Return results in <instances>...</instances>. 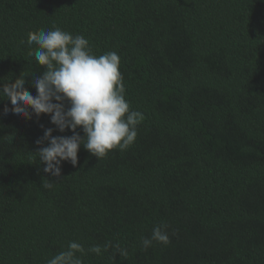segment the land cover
Here are the masks:
<instances>
[{
    "label": "trees",
    "instance_id": "16d2710c",
    "mask_svg": "<svg viewBox=\"0 0 264 264\" xmlns=\"http://www.w3.org/2000/svg\"><path fill=\"white\" fill-rule=\"evenodd\" d=\"M53 25L119 55L144 120L127 150L81 145L53 177L36 141L72 131L0 99V264H47L71 241L83 264H264V0H0V87L23 74L37 94L27 34ZM161 224L171 242L144 250Z\"/></svg>",
    "mask_w": 264,
    "mask_h": 264
},
{
    "label": "clouds",
    "instance_id": "9594fccd",
    "mask_svg": "<svg viewBox=\"0 0 264 264\" xmlns=\"http://www.w3.org/2000/svg\"><path fill=\"white\" fill-rule=\"evenodd\" d=\"M27 43L37 46L29 55L45 68L31 82L37 94L33 96L27 90L29 81L21 74L14 82L3 83L0 99L7 98L12 105L11 109L5 106V114L11 111L28 120L33 115L46 114L59 132L72 131L71 136H53V129L47 128L36 141L38 145L48 142L36 153L45 173L60 177L65 161L76 166L81 145L99 160L112 150L125 151L135 142L144 116L132 110L125 98L124 77L116 52L97 56L84 36L73 35L55 25L50 30L29 32ZM77 128L82 129L84 137ZM53 183L48 181L43 187L51 188ZM167 227L166 224L155 226L151 237L142 238L143 249L151 247L153 241L169 244ZM110 246L105 245V250ZM115 248L119 255L127 256L126 249L118 244ZM88 251L100 254L101 247L94 245ZM84 254L83 245L71 241L67 250L54 255L47 264H83Z\"/></svg>",
    "mask_w": 264,
    "mask_h": 264
}]
</instances>
